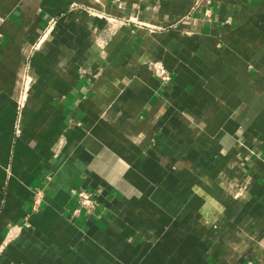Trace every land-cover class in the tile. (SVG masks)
Returning <instances> with one entry per match:
<instances>
[{
    "label": "crops",
    "instance_id": "1",
    "mask_svg": "<svg viewBox=\"0 0 264 264\" xmlns=\"http://www.w3.org/2000/svg\"><path fill=\"white\" fill-rule=\"evenodd\" d=\"M0 264H264V0H0Z\"/></svg>",
    "mask_w": 264,
    "mask_h": 264
},
{
    "label": "built area",
    "instance_id": "2",
    "mask_svg": "<svg viewBox=\"0 0 264 264\" xmlns=\"http://www.w3.org/2000/svg\"><path fill=\"white\" fill-rule=\"evenodd\" d=\"M154 71L163 81H168L170 79L168 71L162 66H154ZM76 196L78 207L75 209L74 213L78 214L84 211L87 214H93L96 208V195L94 191L81 188L77 191ZM41 202L42 192L37 189L33 196V209L37 210Z\"/></svg>",
    "mask_w": 264,
    "mask_h": 264
}]
</instances>
